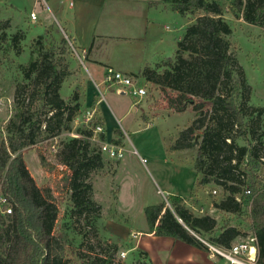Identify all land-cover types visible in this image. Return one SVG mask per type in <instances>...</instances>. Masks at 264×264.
<instances>
[{"label":"trees","instance_id":"16d2710c","mask_svg":"<svg viewBox=\"0 0 264 264\" xmlns=\"http://www.w3.org/2000/svg\"><path fill=\"white\" fill-rule=\"evenodd\" d=\"M160 4L180 13L189 23L178 39L174 59L145 66L134 76L173 92L168 102L172 112L193 108L191 124L170 136V150L198 147L194 167L199 184L223 189L214 208L242 214L250 200L244 186L247 182L251 185L252 205L247 211L258 238V263L264 264V109L249 105L251 87L233 51V29L224 5L220 0H162ZM230 8L246 22L264 25V0H233ZM6 25L0 23V51L21 55L26 34L18 31L10 35ZM61 44L58 51L45 35L36 39L29 60L19 64L21 80L13 112L6 121L0 120V190L14 208L8 215L0 213V264L71 262L56 231L59 203L52 189L45 192L31 173L23 155L27 147L38 146L45 171L52 173L62 167L63 176L55 180L54 187L60 195H69V213L78 230L83 219L90 225L91 216H101V205L92 198V179L104 167L102 151L94 140L96 136L105 140V132L95 136L94 131L98 125L104 127L105 119L94 115L90 124L63 139L57 150L46 143L71 132L82 112L78 91L69 100L61 95L62 83L71 73L67 39ZM169 200L172 207L164 201L146 207L149 230L155 235L174 237L208 251L202 239L230 247L245 234L239 226L226 223L213 235L218 225L214 216L194 214L181 196L169 195ZM117 250L118 245L112 244L100 253L89 249L80 257L85 264H147L142 258L118 260Z\"/></svg>","mask_w":264,"mask_h":264},{"label":"rangeland","instance_id":"374dc122","mask_svg":"<svg viewBox=\"0 0 264 264\" xmlns=\"http://www.w3.org/2000/svg\"><path fill=\"white\" fill-rule=\"evenodd\" d=\"M220 1L224 5L225 17L233 29L230 35L233 51L251 87L249 105L264 109V25L250 24L234 15L230 8L233 0ZM44 10L51 13L44 0H0V23H7L6 31L10 35L18 31H24L26 34L22 42L24 52L21 55H17L15 51L5 55L0 51V120L6 121L13 112L17 83L21 80L19 64L29 60L36 39L40 35H45L46 40L52 41L59 51L62 39L66 38L68 41L66 58L71 73L65 78L60 91L66 100L71 98L74 91H78L82 112L73 124L71 132H64L61 136L46 142L57 150L60 142L68 136L75 135L78 127L90 124L91 121L86 119L89 112L93 116L101 115L94 114V105L82 103L83 94L87 91L86 85L82 84V74L90 76L87 70L84 72L81 50L78 51L56 18L44 19L37 15L36 20L32 19V12L44 14ZM188 23V19L176 11H171L163 20L166 42L169 44L168 57L175 58L178 48L176 41L183 33V26L185 25V28ZM86 65L91 68L88 62ZM138 82L145 85L148 90V94L141 99L131 94H117L115 89H109L104 83L100 85L101 92L97 89V99L102 98L115 112L116 121H119L118 124L116 122L112 124L108 116L111 132L106 131L105 140L99 136L94 140L98 149L102 151L104 167L93 174L92 198L102 209L101 216L89 218L90 225L83 219L79 226L81 229L78 230L69 213V195H60L55 190V180L63 176L62 167L49 173L40 164L38 146L23 150L24 159L38 185L45 192L51 188L59 203L61 213L56 231L67 251L66 258L71 260L70 264H85L80 257L81 253H89V249L100 253L102 249L112 244L118 245L115 254L118 260L135 262L142 258L147 264H151L142 249H131L139 235L133 229L147 227L146 207L162 201L172 207L169 195L185 198L187 207L194 214L214 216L218 225L213 235L226 223L239 226L245 234L252 232L247 211L250 207L246 206L247 208H244L246 211L242 214H231L214 208V202L223 196V189L199 184V176L194 167L198 147L170 150V136L177 135L181 129L191 124L195 115L193 108L189 106L183 112H172L168 109V102L173 92L170 90L164 92L156 84L146 82L143 78ZM135 100H139V103L134 105L136 110H130L128 115L122 118L118 107L124 106L128 109ZM261 121L264 124V112ZM198 137L201 140L200 133ZM104 142L121 146L123 156L111 157L104 152L102 150ZM240 142L246 143L243 139H240ZM213 188L217 190L216 194L212 192ZM193 206L203 208L204 211H196ZM159 242L149 240V247L156 250L155 246ZM122 251L127 253L125 258H121ZM207 253L209 254L208 251ZM218 264L224 263L219 261Z\"/></svg>","mask_w":264,"mask_h":264},{"label":"crops","instance_id":"0c3cea01","mask_svg":"<svg viewBox=\"0 0 264 264\" xmlns=\"http://www.w3.org/2000/svg\"><path fill=\"white\" fill-rule=\"evenodd\" d=\"M44 1L51 13L44 10V14H36L39 18H56L78 51L81 50L84 72L87 70L90 76L82 74V84L86 85L87 90L83 94L82 103L94 105V114L98 113L105 119V134L106 131L111 132L108 116L112 124H118L119 120L116 121L113 109L96 96L97 89L101 92L100 85L103 84L107 69L111 67L134 76L145 66L173 59V56L168 57L167 54L169 44L166 42V28L163 24V20L173 10L170 7L164 8L160 4L162 0ZM152 2H158L159 5H152ZM172 46L173 43L170 49ZM86 62L91 68H88ZM135 78L139 81L142 77ZM107 87L115 89L117 94H127L118 92L116 87ZM137 103L138 100H135L128 109L118 107L122 118L130 110L135 111L134 105ZM133 231L139 235L131 249H142L151 264L215 263L206 250L174 237L155 235L150 232L148 225ZM149 240L160 241L155 246L156 250L149 247Z\"/></svg>","mask_w":264,"mask_h":264},{"label":"built area","instance_id":"2783aa9c","mask_svg":"<svg viewBox=\"0 0 264 264\" xmlns=\"http://www.w3.org/2000/svg\"><path fill=\"white\" fill-rule=\"evenodd\" d=\"M32 19H37L36 12H32ZM103 83L107 86L116 87L118 92H125L133 95L135 98L141 99L148 94V90L145 85L139 83L137 78L132 75L126 74L122 71L114 68H108L103 79ZM139 102V100H138ZM93 114L90 112L86 117L87 121H91ZM86 121V122H87ZM104 131V127L98 125L95 129V136ZM95 139V138H94ZM102 150L108 153L111 157L121 158L123 156V148L118 144L104 142ZM264 160V157H262ZM248 181V179L246 180ZM245 195L249 197V201L246 202L245 206L251 207L253 189L247 182L244 186ZM214 194L217 190L212 191ZM239 200H241L238 197ZM13 205L9 199L0 190V213L2 215H8L13 212ZM193 209L199 212H203V208H197L193 206ZM203 242L209 247V254L212 259H215L213 264H217L219 261H223L224 264H259V250H258V238L251 232L248 234L239 235L231 244L230 247H224L221 245L212 244L204 239ZM127 253L121 252V258H125Z\"/></svg>","mask_w":264,"mask_h":264}]
</instances>
